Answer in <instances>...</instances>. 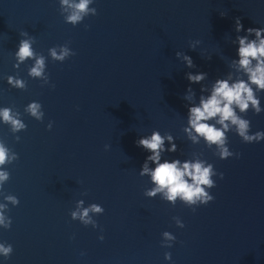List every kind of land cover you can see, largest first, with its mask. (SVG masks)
Listing matches in <instances>:
<instances>
[{
    "label": "water",
    "instance_id": "water-1",
    "mask_svg": "<svg viewBox=\"0 0 264 264\" xmlns=\"http://www.w3.org/2000/svg\"><path fill=\"white\" fill-rule=\"evenodd\" d=\"M59 7V0H0V107H13L27 125L17 142L0 123V140L19 154L7 166L3 193L20 201L8 205L11 228H0V243L13 246L0 264H264V140L246 144L230 132L229 149L241 156L221 160L182 131L183 96L191 86L198 100L201 88L190 85L186 73H207L206 84L222 77L228 58H237L235 18L245 30L264 27V0H94L98 14L75 27ZM24 31L46 57L49 48L70 41L75 56L62 63L47 59L54 88L28 76L34 61L14 67ZM195 40L201 43L191 50ZM177 51L196 67L187 68ZM17 75L27 90L7 83ZM259 95L264 107V92ZM32 101L42 104L43 122L24 112ZM245 118L252 133L264 131V112ZM152 130L171 133L183 153L165 158L189 159L203 150L224 174L213 177L212 202L193 213L179 202L173 208L143 195L152 187L149 177L139 176L149 153L135 142ZM80 199L105 209L94 217L102 233L71 219ZM164 231L176 236L171 248L161 246Z\"/></svg>",
    "mask_w": 264,
    "mask_h": 264
},
{
    "label": "clouds",
    "instance_id": "clouds-1",
    "mask_svg": "<svg viewBox=\"0 0 264 264\" xmlns=\"http://www.w3.org/2000/svg\"><path fill=\"white\" fill-rule=\"evenodd\" d=\"M94 0H59V11L64 17L65 23L73 27L80 24L88 16L98 14L95 7H91ZM225 16V13H220ZM89 25H85L87 29ZM235 32L237 33L231 43L237 45V58H228V71L218 77L210 84L204 83L208 74L204 72H187L186 79L189 84H200V95L197 100L196 92L191 86L188 87L183 99L187 101L186 126L182 128L188 141L193 145L201 144L211 150L213 155L221 160L236 157L241 153H234L229 149L228 133L237 134L243 143L251 144L264 140V131L251 132V121L245 118L249 111L254 115L264 112L261 106L260 93L264 92V27H249L244 29L241 18H235ZM242 31L244 35H239ZM24 38L20 39L18 48L15 51L16 63L14 67L19 69L21 64L28 60L34 63L28 68V76L39 79L41 87L50 84L49 74L46 72L47 59L50 57L54 62H64L66 59L75 56L76 53L68 46L69 42L63 45H56L48 49V57L37 52L33 48L35 38L27 31L21 32ZM201 41L189 42V48L195 50ZM176 58L183 62L187 68H195L192 58L184 52L177 51ZM206 59H211L207 57ZM7 83L13 88L27 90V81L19 76H7ZM24 112L37 121L43 122L45 113L43 106L38 101L30 102ZM0 123L9 127L10 132L15 136L17 142L20 136L17 133L26 130L27 125L21 118V113L13 107H0ZM53 122L49 121L47 129H52ZM176 138L169 132L161 134L159 130H152L150 135L140 136L136 145L148 152L141 168L140 177H149L152 187L146 188L143 195L147 198L160 197L161 200L169 203L174 208L177 202L190 208L193 213L200 206H206L215 198L210 190L217 186L216 180L224 178L222 172H217L214 165L203 158V150L192 152L189 159H167L166 153L180 151L175 142ZM110 145H105L108 150ZM181 152V151H180ZM183 153L181 152V155ZM19 160V154L9 148L3 140H0V195H3L4 202H0V228L9 230L12 219L6 213L10 211L8 205L18 206V197L12 194H4L3 187L10 179V172L7 166ZM87 195V192L82 193ZM105 209L97 203L85 206L83 199L77 200L74 210L70 211L73 221H79L85 227L93 229L102 227L98 224L95 216L103 215ZM176 226L184 228L185 224L178 216L172 217ZM102 241L104 236L101 234ZM176 241V236L169 232L162 233L161 246L171 248ZM13 253V246L7 242L0 243V256L5 260ZM84 253H81L83 255ZM165 260H171L170 252H165Z\"/></svg>",
    "mask_w": 264,
    "mask_h": 264
}]
</instances>
